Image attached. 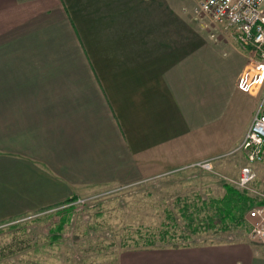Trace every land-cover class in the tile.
Masks as SVG:
<instances>
[{"label":"crops","instance_id":"crops-1","mask_svg":"<svg viewBox=\"0 0 264 264\" xmlns=\"http://www.w3.org/2000/svg\"><path fill=\"white\" fill-rule=\"evenodd\" d=\"M192 15L183 0H0V222L231 154L261 95L237 86L235 37L216 43ZM118 264L264 252L224 240L127 248Z\"/></svg>","mask_w":264,"mask_h":264},{"label":"rangeland","instance_id":"rangeland-1","mask_svg":"<svg viewBox=\"0 0 264 264\" xmlns=\"http://www.w3.org/2000/svg\"><path fill=\"white\" fill-rule=\"evenodd\" d=\"M183 3L190 7L197 23L206 25L216 43L222 31L229 35L226 38L233 39V33L224 24L196 12V0ZM222 45L225 46L224 41ZM218 49L221 53L225 50L222 46ZM221 57L226 55L217 56V62ZM245 164L243 153L237 152L218 159L212 170L193 164L138 184L92 189L77 197L82 202L76 199L60 208L0 222V264H118L120 252L127 248L224 240L247 241L264 252V244L253 241L249 235L248 213L258 204L252 205L242 219H210L215 215V206L222 204L219 201L227 195L224 185L238 189L236 179ZM253 168L254 181L239 190L261 201L264 159ZM65 216L68 219L63 230L56 232L58 236L54 238L51 229L56 230ZM18 242H23L18 246L26 245L23 250L2 254L8 251L2 250L5 246Z\"/></svg>","mask_w":264,"mask_h":264},{"label":"built area","instance_id":"built-area-1","mask_svg":"<svg viewBox=\"0 0 264 264\" xmlns=\"http://www.w3.org/2000/svg\"><path fill=\"white\" fill-rule=\"evenodd\" d=\"M196 12L232 30L239 48L250 60L239 75L237 86L244 92L261 95L250 126L231 152L243 153L245 157L246 164L236 179L237 188L245 189L256 177L253 165L264 159V0H196ZM194 166L212 170L214 159L199 161ZM248 220L251 239L264 244V204L252 207Z\"/></svg>","mask_w":264,"mask_h":264},{"label":"trees","instance_id":"trees-1","mask_svg":"<svg viewBox=\"0 0 264 264\" xmlns=\"http://www.w3.org/2000/svg\"><path fill=\"white\" fill-rule=\"evenodd\" d=\"M224 188L226 190L227 195L221 201H219L222 204H218L217 206H215L216 207L215 208L216 209L215 215H213V217L210 218L211 220L221 218L225 222L227 219H233V220H234V218L235 219H238V218L242 219L245 212L248 209H250L252 207V205L254 206L255 204H258V205L264 204V200L257 201L255 198L245 194L244 192H241L239 189L234 188L232 185H230L228 183H226L224 185ZM76 199H77V197L73 196L72 198H69L66 201H64L58 205L46 207V208L40 209L38 211H43V210H48V209H53V208H60L64 205H67V204L73 202ZM65 208H67V207H65ZM65 208H63V209H65ZM69 210L65 209V211H69ZM236 212H239V215H236ZM27 214L28 213L22 214L19 217H23ZM19 217H16V218H19ZM16 218H14V219H16ZM67 219H68V216L63 217L61 219V221L59 222L56 230L51 229V231L53 232L54 238H56V236H58L56 234V232L63 230V226L66 223ZM3 223H5V222H3ZM194 230H196V228H194ZM25 233H26V230H25ZM21 243H23V242H21ZM21 243L18 242L14 245L9 244V245L5 246L2 250H4V251L8 250V251H7V253L5 251L2 254L7 255V254H12L15 251L23 250L26 245L25 246H18ZM13 246H15V247H13Z\"/></svg>","mask_w":264,"mask_h":264}]
</instances>
